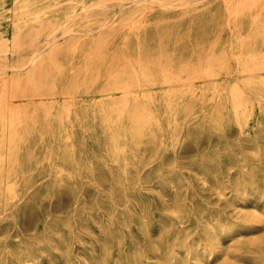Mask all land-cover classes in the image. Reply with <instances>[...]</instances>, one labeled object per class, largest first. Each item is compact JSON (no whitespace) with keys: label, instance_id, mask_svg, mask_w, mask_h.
I'll return each mask as SVG.
<instances>
[{"label":"rangeland","instance_id":"1","mask_svg":"<svg viewBox=\"0 0 264 264\" xmlns=\"http://www.w3.org/2000/svg\"><path fill=\"white\" fill-rule=\"evenodd\" d=\"M0 264H264V0H0Z\"/></svg>","mask_w":264,"mask_h":264},{"label":"bare ground","instance_id":"2","mask_svg":"<svg viewBox=\"0 0 264 264\" xmlns=\"http://www.w3.org/2000/svg\"><path fill=\"white\" fill-rule=\"evenodd\" d=\"M241 107V106H240ZM182 138V137H181ZM58 146V145H57ZM58 148V147H57ZM230 152V151H229ZM85 156V155H84ZM57 158V157H56ZM57 160V159H56ZM252 163V162H251ZM242 165H244V164H242ZM247 165V164H246ZM149 167V166H148ZM243 167V166H242ZM251 167V166H250ZM245 169V168H244ZM250 169V168H249ZM248 169V170H249ZM242 170V169H241ZM247 170V171H248ZM249 172V171H248ZM163 176V175H162ZM242 178V177H241ZM238 180H239V177H238ZM248 180H249V178H248ZM169 181V180H168ZM239 182V181H238ZM240 183V182H239ZM238 183V184H239ZM249 184H251L250 182H249ZM243 185H244V181H243ZM8 186V185H7ZM238 186V185H237ZM251 186V185H250ZM239 187V186H238ZM175 188V187H174ZM242 188V187H241ZM172 190V189H171ZM239 191V190H238ZM243 191V190H242ZM245 191V190H244ZM252 191V190H251ZM241 192V191H240ZM248 192V191H247ZM262 192V191H261ZM209 193H211V192H209ZM243 193V192H242ZM260 193V192H259ZM244 194V193H243ZM245 195V194H244ZM243 195V196H244ZM260 195H262V193L260 194ZM111 196V195H110ZM200 196V195H199ZM241 196V195H240ZM249 197V196H248ZM174 199V198H173ZM242 200V199H241ZM246 200H247V198H246ZM129 202V201H128ZM244 202V201H243ZM193 205V204H192ZM208 206V205H207ZM85 209V208H84ZM208 209V208H207ZM200 214V213H199ZM201 215V214H200ZM87 216V215H86ZM103 216V215H102ZM100 217V216H99ZM103 219V218H102ZM101 221V220H100ZM54 222V221H53ZM75 222V221H74ZM85 222V221H84ZM183 225V224H182ZM98 228H99V226H98ZM89 230V229H88ZM114 232H115V230H114ZM94 235V234H93ZM104 236V235H103ZM31 240V239H30ZM22 243V242H21ZM57 246V245H56ZM118 246H119V244H118ZM183 248H186V247H183ZM106 249V248H105ZM186 250V249H185ZM186 254V253H185ZM2 255V254H1ZM19 257V256H18ZM7 260V259H6ZM118 260V259H117ZM7 263V262H6Z\"/></svg>","mask_w":264,"mask_h":264}]
</instances>
